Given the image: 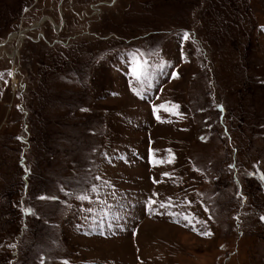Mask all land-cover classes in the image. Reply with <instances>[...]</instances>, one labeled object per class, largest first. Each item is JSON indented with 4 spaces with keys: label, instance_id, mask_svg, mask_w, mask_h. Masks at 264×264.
<instances>
[{
    "label": "rangeland",
    "instance_id": "rangeland-1",
    "mask_svg": "<svg viewBox=\"0 0 264 264\" xmlns=\"http://www.w3.org/2000/svg\"><path fill=\"white\" fill-rule=\"evenodd\" d=\"M262 218L264 0H0V264H264Z\"/></svg>",
    "mask_w": 264,
    "mask_h": 264
},
{
    "label": "snow or ice",
    "instance_id": "snow-or-ice-1",
    "mask_svg": "<svg viewBox=\"0 0 264 264\" xmlns=\"http://www.w3.org/2000/svg\"><path fill=\"white\" fill-rule=\"evenodd\" d=\"M184 38H185V39L188 38V36H187L186 33H185V35H184ZM132 74H133V76H134L135 79L140 80V79L142 78L143 74H144V67H143V64L141 63V64H138L136 67H134V68H133V72H132ZM160 107L163 108L164 105H161ZM79 198H80V199H87L86 196H81V197H79ZM41 199H43V197H41ZM262 219H264V218H262ZM65 264H66V262H65Z\"/></svg>",
    "mask_w": 264,
    "mask_h": 264
}]
</instances>
